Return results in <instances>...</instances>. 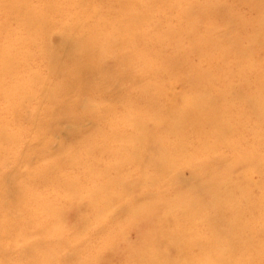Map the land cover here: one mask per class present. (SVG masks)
<instances>
[{
	"label": "bare ground",
	"instance_id": "1",
	"mask_svg": "<svg viewBox=\"0 0 264 264\" xmlns=\"http://www.w3.org/2000/svg\"><path fill=\"white\" fill-rule=\"evenodd\" d=\"M29 1L17 0L9 3L10 0H2L0 4V7L11 5L15 10L18 5L19 15L15 19L22 27L27 24L34 35L30 40L15 37V48L0 47V85H2V77L15 79L11 83L14 85L12 88H0L4 95H11L12 89L14 90L13 99L7 98L9 101L7 110L13 113L17 109L14 99L17 101L19 97L32 96L37 84L41 82V74L31 71H29L31 74L28 86L17 80V71L14 67L15 50L22 48L26 43L43 42L45 45L50 40L51 31L59 28L62 30L61 35H71V40L66 41L70 44L60 38V47L69 46L73 52L67 53L65 60L59 59V62L49 66L52 76L58 80L48 99L52 100L54 96L61 98V95L64 96L75 90L78 94L77 103L85 105L95 115L97 121L94 130L73 138L75 143L86 142L84 154L77 156L71 153L69 156L74 159L73 162L79 170L83 171L82 177H72L74 170L61 171V168L55 170L53 163H46L34 173L35 176L43 178L55 189L59 188L58 190L67 192L57 196V200L62 199L63 202L80 210L88 209V219L90 218L88 223L98 224L96 228H91V232H96V229L102 231L107 228L114 229L110 240L115 254L117 252L115 237L124 234L128 229L138 233L139 241L127 244L124 251L125 260L120 261L119 264H264V157L250 150L245 151L241 142H230L229 146L239 149L235 152L236 162L226 168V161L216 149L217 141L224 137L223 133L229 134V128L226 129L219 124L229 108L224 106L225 108L220 109L215 104L222 100L223 95L214 96L212 85V80H220L222 75L225 78L233 75L231 70L222 71L225 59L216 58L209 50L208 54L211 57L207 67L199 64L190 78L192 91L188 92L189 88L187 93L183 91V94L175 91L177 83L173 86L174 90H168L169 96L161 105L157 104L159 97L156 81L165 73L157 70L155 82L150 81L145 84L146 96H140L135 92L129 100L130 105H142L147 102L146 107L135 108L128 116L122 115L111 123L113 113L111 106L91 104L86 97L90 88L85 86L82 80L84 77L100 79L102 83L100 87L103 86L99 88L101 91L106 85L103 82H113L116 79L114 73L105 72L108 63L103 56L107 54L102 53L104 51L102 47L106 50L111 49L118 39L121 40V44H142L144 35L139 31L136 35L131 32L144 18L152 17L151 5L144 0L116 1L120 9L121 23L104 32L105 35L97 28L89 30L90 34L84 38H79L75 35L79 29L76 24L69 23L66 26L65 21L54 19L60 16L64 20V16L69 13L68 7L64 4L79 0H62L63 2L48 0L44 11L30 9ZM171 1L174 3L173 11L183 2L188 4L183 9L180 21L187 25V34L195 36L200 16L210 13L212 6L210 4L199 6L190 0ZM241 1L247 3L256 14L250 26L254 30L256 41L261 45L260 51L264 52V0ZM102 20L106 21L105 17L100 21ZM228 23L233 24L234 20L230 18ZM208 27L210 30L206 34L209 39L207 48L212 49L216 45V41L210 39L214 26ZM175 32L178 33L177 30L170 29L166 35H173ZM201 47L193 44L195 50ZM229 48L232 50L222 53L232 52L235 55L233 62L236 61V70L240 74L250 68L261 70L257 74L259 76L255 78L261 83L264 79V66L255 62L250 49L239 48L237 45ZM33 55L35 58L39 57L38 54H28L29 59ZM174 61V56L168 59L169 64ZM209 69L219 74L215 76ZM135 79L140 78L135 77ZM233 90L232 93L236 97L243 96L235 88ZM251 103H258V109L256 105L251 108L255 115L258 114V119L262 123L260 126H264V86L260 87L257 102L253 100ZM63 105L61 100L59 107ZM150 105L157 106L159 111L161 110L160 116L150 114ZM63 110L65 108L61 111ZM8 129L7 116H0V136L3 134L6 138H17L15 136L18 135L10 134ZM215 131H219V134L215 141H212L215 143L214 147L209 144ZM163 134L168 136L162 138ZM2 152L3 147L0 146V155ZM68 153L70 152L62 150L59 156ZM200 153L207 155L209 162L198 163L190 157ZM238 164H246L252 169L241 172V177L236 179L232 177L231 171ZM184 166L193 168V179L200 173L208 174L204 181L195 184L193 189L176 191L174 198L166 195L167 190H161L155 192V200L138 203L135 194L140 188L149 184L156 185V190L157 187L163 188L165 174L171 170L177 174V182H179L180 171ZM210 167L214 168L209 171ZM51 171V175H48ZM253 182L260 183L257 186L262 194H255L249 189V185ZM113 189L117 190V195L112 197ZM237 192L240 193L239 197L235 195ZM19 196L25 204H35L41 209L34 212L27 206L20 208L16 211L17 221L25 228L34 226V229L47 238L59 236V229L51 227L47 222L60 216L62 206L39 195L28 184L23 186ZM8 205L7 211L11 212L12 205L10 203ZM104 212H109L110 215L106 216ZM8 225H12L10 219H1V232L7 233ZM18 226L19 224L14 222L15 230L20 228ZM87 227L91 226L87 225ZM47 238L41 240L42 245L38 248L23 245L28 254V264L58 262L56 248L47 246ZM6 245L8 244H0V249ZM82 264H96V261L95 258L85 259L82 260Z\"/></svg>",
	"mask_w": 264,
	"mask_h": 264
},
{
	"label": "rangeland",
	"instance_id": "2",
	"mask_svg": "<svg viewBox=\"0 0 264 264\" xmlns=\"http://www.w3.org/2000/svg\"><path fill=\"white\" fill-rule=\"evenodd\" d=\"M13 1L17 0H10L9 3H13ZM47 1L30 0L28 7L37 11H44ZM53 1L57 2L58 0ZM116 1L119 0H111V2H108V0L73 1L64 4L69 10V13L64 16V20L60 16L54 19L65 21L66 26L69 23L70 25L76 24L79 29L75 35L79 38H84V36L90 34L89 30L97 28L100 33L105 35L104 32L121 23L120 9ZM190 1H194L199 6L206 4L212 6L210 13H204L200 16L195 36L187 34V25L182 24L180 21L183 9L188 5L186 2L181 3L173 11L172 6L174 3L171 0H144V2L151 5L152 17L144 18L137 28L131 32L135 35L138 31L141 32L144 35V39L142 38L143 43L121 44V40L118 39L116 45H112L111 49L106 50L105 47H102V50H104L102 53L107 54L103 56V59L106 58L105 61L108 63L105 66V72L114 73L116 79L113 82H103L106 85L100 91L103 88V86L100 87L102 84L100 79L93 80L84 77L82 82L90 88L89 94L86 95L87 100L91 104H98L103 107L111 106V110H113L111 123H114L118 117L128 116L129 113L133 112V109L146 107L147 102L142 105H130L129 100L135 92L140 96L145 95V84L150 81L155 82V73L158 70L165 73L164 76H159L156 81V91L159 97L157 104L161 105L169 96L167 95L168 90H174L173 86L177 83L178 86L175 87V91L182 92V94L183 91L187 93V88H189L188 92L192 91L193 85L190 78L193 71L199 64L207 67L211 57L208 54L210 50L216 58L225 59L222 71L231 70L233 72V75L228 78L222 75V78H219L220 80H212L214 96L223 95L222 100L217 101L215 104L220 109L225 108L224 106L229 108V111L223 112L224 118L219 122L220 126H225L226 129L229 128V134L223 133L224 137L222 140L217 141L216 149L226 161V168L231 167L236 162L235 152L239 149L229 146L230 142H241L245 151L250 150L263 158L264 126H260L262 123L258 119V114L255 115L251 108L256 105V109H258V103L251 102L253 100L257 102L260 87L264 86V79L261 81L262 84L255 79L259 76L257 74L261 70L250 68L245 73L240 74L236 70V61L233 62L235 55L232 52L222 53L226 50L231 51L232 48L229 47L234 48L236 45L239 48H249L255 62L264 66V52L260 51L261 45L256 41L254 30L250 26V22L255 20L256 14L247 3L241 0ZM1 2L2 0H0V4ZM18 8V5L16 10L11 5L0 7V47L15 48V37L30 40L34 36L27 24L22 27L15 19L19 15ZM99 16L101 17L99 18ZM103 17L106 21L102 20L101 22L100 20ZM230 18L234 20L233 24L228 23ZM211 19H213L212 22H209ZM214 20L215 22H213ZM212 25L214 30L210 34V39L216 41V45L214 48L208 49L209 39L206 34L210 30L208 26ZM170 29L177 30L178 33L166 35ZM61 33L62 30H59V28L54 29L50 33V40L45 45L43 42H37L38 45L36 42L26 43L14 52L17 80L28 86L31 74L29 71L41 74V82L37 84L35 93L32 96L19 97L17 101L14 99L17 109L13 113H9V110H7L8 99H13L14 90L12 89L11 95H4L0 91V116H7L9 122L8 132L18 135L15 136L17 138L13 139L6 138L3 134L0 136V146L3 147V152L0 155V220L8 218L12 221V225L6 226L7 233L0 230V244H8L0 249V264H28V254L23 245L38 248L42 245L40 244L41 240L47 238V236L34 229V226L25 228L17 221L16 211L18 209L26 206L34 212L41 209L35 204L27 205L21 201L19 195L25 184L30 185L34 191L50 202L62 206L60 216L47 222L51 227L58 228V232H60L59 236H51L46 240L47 246L56 248V254L58 255L56 264H82V260L94 258L96 264H119L120 261L125 260L124 251L127 244L139 241L138 233L135 230L128 229L124 234L115 237V244H117L115 254L110 240L114 234V229L107 228L104 231L96 229V232H91V228H96L98 224L88 223L90 219H88V209L80 210L78 207L74 208L63 202L62 199L57 200V196L64 195L67 192L58 190L59 188L55 189L43 178L34 174L37 170L43 168L46 163H53L55 170L56 168H61V171L63 169L74 170L71 174L72 177H82L83 171L79 170V167L73 162L74 159L69 156H71V153L77 154V156L84 154L86 142L75 143L73 138L79 134L91 132L95 129L97 122L95 115L85 105L77 103L78 94L75 90L64 96L61 95V98L54 96V99H48L58 80V78L52 76L49 66L59 62V59L65 60L66 54L73 52L69 46L60 47V38L65 40L63 42L71 40V35H61ZM193 44L202 47L195 50ZM201 49L203 50L201 51ZM28 54H38L39 57L35 58V55H33L29 59ZM123 54L125 57H123ZM171 56L175 57V61L169 64L168 59ZM115 64L116 66H114ZM257 66L259 68V65ZM211 72L215 76L219 74L215 70H211ZM135 77L140 79L136 80ZM14 80L10 77H2L0 88H12L14 85L11 83ZM233 88L241 92L243 96L236 97L232 93ZM61 100L64 105L59 107ZM64 108L65 110L61 111ZM160 113L161 110L159 111L157 106L150 105L151 115L160 116ZM212 134L209 145L215 147L213 142L219 131ZM165 136L168 135L163 134L162 138ZM62 150L70 153L59 156V152ZM190 157H193L198 163L209 162L208 156L203 153L191 155ZM212 168L214 167H210L208 170L211 171ZM251 169L246 164H238L231 171L233 173L232 177L237 179L241 177V172H247ZM51 173L52 171L48 175H51ZM204 173H200L193 179V168L184 166L180 171L182 182H177V174L171 170L165 174L163 188L157 187L156 190V185L149 184L140 188L135 197L138 203H149L156 199L155 192L167 190L166 195H171V198H174L176 191L191 190L195 184L203 182L208 174ZM257 185H260V183L253 182L249 185V189L255 194H262ZM111 195L112 197L117 195V190L113 189ZM235 195L239 197L240 193L237 192ZM8 203L12 205L11 212L7 211L9 209ZM94 210L93 208L92 211ZM104 214L106 216L110 215L109 212H104ZM14 222L19 224L18 227L20 228H17V230H15ZM87 225L91 227L88 228Z\"/></svg>",
	"mask_w": 264,
	"mask_h": 264
}]
</instances>
